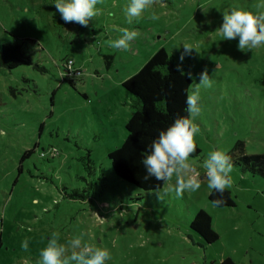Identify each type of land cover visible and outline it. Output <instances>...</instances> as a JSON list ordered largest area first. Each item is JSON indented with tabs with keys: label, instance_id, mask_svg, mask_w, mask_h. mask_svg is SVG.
<instances>
[{
	"label": "rangeland",
	"instance_id": "rangeland-1",
	"mask_svg": "<svg viewBox=\"0 0 264 264\" xmlns=\"http://www.w3.org/2000/svg\"><path fill=\"white\" fill-rule=\"evenodd\" d=\"M127 4L100 0L83 27L62 21L51 0H0V45L22 43L33 60L0 69V264H40L53 233L65 255L79 250L69 244L76 237L108 249L106 264H264V180L233 165L235 207L216 208L202 167L215 149L227 150L233 163L237 142L247 155L264 153V46L240 50L238 38L224 40L218 30L224 12L258 14L264 0H153L131 24ZM125 28L138 33L129 50L111 48ZM159 49L200 98L199 154L190 162L201 187L179 197L166 192L175 176L145 193L117 179L107 158L132 114L121 83ZM64 59L80 72L72 86L61 77ZM201 73L211 87H197ZM196 210L210 216L216 243L190 230Z\"/></svg>",
	"mask_w": 264,
	"mask_h": 264
},
{
	"label": "clouds",
	"instance_id": "clouds-1",
	"mask_svg": "<svg viewBox=\"0 0 264 264\" xmlns=\"http://www.w3.org/2000/svg\"><path fill=\"white\" fill-rule=\"evenodd\" d=\"M99 3L100 0H51V5H54L62 21L77 23L83 27H87L89 21L98 14L96 6ZM152 3L153 0H128L127 7L124 9L127 22L131 24L133 19H138ZM218 30L224 40L231 41L238 38V49L252 51L264 46V12L254 14L240 9L224 12ZM121 32L120 37L112 40L109 46L128 51L130 42L137 37L138 33L127 28L122 29ZM183 47L185 52L191 50L188 45ZM201 85L205 88L212 86V81L206 73L200 75L197 87ZM199 99L196 92L186 94L187 115L176 118L171 125L160 131L141 161L145 169V180L154 178L156 181L164 182L175 176L174 186H169L166 192L174 191L177 197L187 191L195 192L201 187L199 173L191 174L193 169L190 162L191 154L196 151L194 137L200 132L199 126L194 122L201 111ZM202 167L205 170L209 195L214 191L222 196L226 189L232 187L233 163L227 150L210 151ZM223 202L222 198L212 201L217 206ZM69 244L72 249L79 250L65 255V245L59 243L56 234L53 233L46 246L40 250V264H106V261L111 259L108 249H93L87 244L82 245L79 237L69 241ZM21 248L27 251V239L21 241Z\"/></svg>",
	"mask_w": 264,
	"mask_h": 264
},
{
	"label": "trees",
	"instance_id": "trees-1",
	"mask_svg": "<svg viewBox=\"0 0 264 264\" xmlns=\"http://www.w3.org/2000/svg\"><path fill=\"white\" fill-rule=\"evenodd\" d=\"M103 58L105 67L108 68L113 57L107 55ZM67 60L64 59L62 64ZM32 65L33 60L24 52L22 43L6 42L0 45V69L11 71ZM65 80L72 86L70 79ZM191 84L192 81L177 70L163 49L154 53L137 73L121 83L122 89L130 98L132 114L124 125L126 135L123 142L107 155L112 174L117 179L145 193L161 190L166 181H156L154 178L145 180V169L141 161L159 132L171 125L176 118L187 115L185 98L190 92ZM232 151L240 152L233 162L235 167L252 177L264 180V153L247 155L241 142H237ZM29 153L30 151L25 152L21 159L29 156ZM198 154L196 148L191 157ZM77 191L72 190L71 194ZM217 198H222L224 202L214 205L212 201ZM208 201L216 208L234 206V197L228 189L222 196L213 191L208 195ZM210 227V216L203 210H196L190 230L206 245L217 241V236ZM219 264L234 263L230 259H224Z\"/></svg>",
	"mask_w": 264,
	"mask_h": 264
},
{
	"label": "built area",
	"instance_id": "built-area-1",
	"mask_svg": "<svg viewBox=\"0 0 264 264\" xmlns=\"http://www.w3.org/2000/svg\"><path fill=\"white\" fill-rule=\"evenodd\" d=\"M79 74H80V72L78 70H74L72 60H67L63 64V72L61 74V77L63 79H70L71 80L72 78L79 76Z\"/></svg>",
	"mask_w": 264,
	"mask_h": 264
},
{
	"label": "crops",
	"instance_id": "crops-1",
	"mask_svg": "<svg viewBox=\"0 0 264 264\" xmlns=\"http://www.w3.org/2000/svg\"><path fill=\"white\" fill-rule=\"evenodd\" d=\"M235 206H233V207H230L229 209H232V208H234ZM248 208H251V207H248ZM251 227V226H250ZM249 227V228H250ZM250 232H252V227L250 228ZM248 264H252V262H251V259H249V262H248Z\"/></svg>",
	"mask_w": 264,
	"mask_h": 264
}]
</instances>
